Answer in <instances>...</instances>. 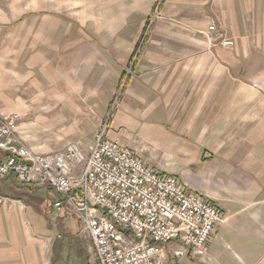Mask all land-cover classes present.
<instances>
[{
    "label": "crops",
    "instance_id": "0c3cea01",
    "mask_svg": "<svg viewBox=\"0 0 264 264\" xmlns=\"http://www.w3.org/2000/svg\"><path fill=\"white\" fill-rule=\"evenodd\" d=\"M88 1L0 0V114L17 112L16 132L40 154L77 143L87 155L108 121L109 141L222 209L204 264L223 252L215 240L232 253L229 264H260L264 0H164L111 115L131 60L130 12L144 0ZM7 154L0 149V163ZM57 199L48 185L0 179V264H58L65 238L85 257L80 220L59 214Z\"/></svg>",
    "mask_w": 264,
    "mask_h": 264
},
{
    "label": "built area",
    "instance_id": "2783aa9c",
    "mask_svg": "<svg viewBox=\"0 0 264 264\" xmlns=\"http://www.w3.org/2000/svg\"><path fill=\"white\" fill-rule=\"evenodd\" d=\"M215 29L214 25L209 27ZM233 39L222 45L233 46ZM20 115L0 114V179L49 186L56 211L68 209L90 235L97 264H172L203 258L225 214L175 176L157 171L129 147L109 141L101 127L89 153L77 143L63 151L36 153L16 132Z\"/></svg>",
    "mask_w": 264,
    "mask_h": 264
},
{
    "label": "rangeland",
    "instance_id": "374dc122",
    "mask_svg": "<svg viewBox=\"0 0 264 264\" xmlns=\"http://www.w3.org/2000/svg\"><path fill=\"white\" fill-rule=\"evenodd\" d=\"M131 2H133L131 0ZM164 0H144L142 6L138 8V10L134 12H130L131 19L129 23H132V26L130 28V52H131V60L129 62V66H127L124 76L121 77V83L118 87L116 93H114V99L113 104L111 106V109L109 111V115H111L116 107H118V103L120 102L121 95L123 93V89L126 86V76L129 72H132L134 69L135 64L137 63L140 55L142 54L143 50H145V47L148 45L149 40L151 39L152 35L154 34V26L156 24V21H158L161 17V10ZM89 3L88 0H83V6L85 4ZM134 3V2H133ZM111 14L110 12L107 13L109 16ZM127 13L123 12L121 16H125ZM101 12L100 11H94L92 13V16L100 17ZM112 15H114V18H116L119 14L118 12H114ZM100 19V18H99ZM96 29L99 31L98 35L102 37H109L110 36V29H107V27L101 28L96 27ZM133 41V42H132ZM108 122V121H107ZM20 187L27 190L26 187H24L22 184L17 183ZM41 190L42 195H47L49 193V190ZM218 226L216 228V231L214 235L217 234ZM80 234L82 237V242L86 247L85 251H87L84 256H80L78 249L74 248L76 246L71 245V243L68 241L67 238L64 239V249L60 251V256L57 259L58 264H97L94 259V253L90 250H88L87 247H91V238L90 235L86 232H83L82 230V224L80 229ZM222 235L223 230H219ZM87 243H90V245H86ZM214 247H221L223 249V252L220 253L217 257H215L210 263L208 264H229L233 263L232 253H229L226 251L222 244L218 245L217 240L214 241ZM229 250L232 251V248L229 247ZM94 255V256H93ZM172 264H204L201 259L199 258H191V256H186L182 259H172ZM264 263V259L261 261L260 264Z\"/></svg>",
    "mask_w": 264,
    "mask_h": 264
}]
</instances>
